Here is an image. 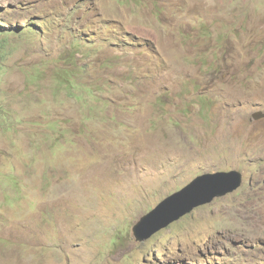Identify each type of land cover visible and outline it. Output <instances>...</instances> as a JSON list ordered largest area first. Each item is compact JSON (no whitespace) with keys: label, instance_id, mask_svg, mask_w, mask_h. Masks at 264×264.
Segmentation results:
<instances>
[{"label":"rangeland","instance_id":"1","mask_svg":"<svg viewBox=\"0 0 264 264\" xmlns=\"http://www.w3.org/2000/svg\"><path fill=\"white\" fill-rule=\"evenodd\" d=\"M257 112L264 0H0V264H264ZM232 170L237 192L136 241Z\"/></svg>","mask_w":264,"mask_h":264},{"label":"water","instance_id":"2","mask_svg":"<svg viewBox=\"0 0 264 264\" xmlns=\"http://www.w3.org/2000/svg\"><path fill=\"white\" fill-rule=\"evenodd\" d=\"M264 119L257 112L253 120ZM243 174L238 171L208 173L196 178L181 191L164 199L157 207L141 217L133 227L137 242L144 243L197 209L237 192L243 186Z\"/></svg>","mask_w":264,"mask_h":264},{"label":"trees","instance_id":"3","mask_svg":"<svg viewBox=\"0 0 264 264\" xmlns=\"http://www.w3.org/2000/svg\"><path fill=\"white\" fill-rule=\"evenodd\" d=\"M76 54H78V53H75V55ZM80 72H87V71H80ZM77 73V72H76ZM76 73H68V75L67 76H64L63 78H70V77H72V76H78V75H76ZM64 82L66 83V79H64ZM83 88L84 87H82V89H80L79 91H78V95H82V93H83ZM68 91H70L69 89H67ZM70 93V92H69ZM71 95V94H70Z\"/></svg>","mask_w":264,"mask_h":264},{"label":"clouds","instance_id":"4","mask_svg":"<svg viewBox=\"0 0 264 264\" xmlns=\"http://www.w3.org/2000/svg\"><path fill=\"white\" fill-rule=\"evenodd\" d=\"M252 120H253V117H252ZM262 120H264V119H262ZM253 121H255V120H253ZM232 171H233V170H232ZM234 171H236V170H234ZM222 172H229V171H222ZM238 172H239V171H238ZM216 173H217V172H216ZM240 173H241V172H240ZM243 177H244V176H243ZM243 183H244V181H243ZM233 194H234V193H233ZM230 195H231V194H230ZM219 199H220V198H219ZM216 200H217V199H216ZM216 200H215V201H216ZM215 201H214V202H215ZM212 204H213V203H212ZM194 212H195V211H194ZM190 215H191V214H190ZM188 216H189V215H188ZM186 217H187V216H186ZM132 231H133V230H132ZM161 232H162V231H161ZM156 235H157V234H156ZM153 237H154V236H153ZM153 237H152V238H153ZM136 241H137V240H136ZM139 243H140V242H139Z\"/></svg>","mask_w":264,"mask_h":264}]
</instances>
